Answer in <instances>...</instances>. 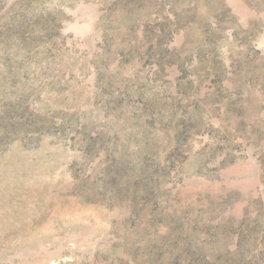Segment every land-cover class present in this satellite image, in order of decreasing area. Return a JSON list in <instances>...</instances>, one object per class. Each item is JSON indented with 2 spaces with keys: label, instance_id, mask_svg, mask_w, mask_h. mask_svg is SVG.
Segmentation results:
<instances>
[{
  "label": "rangeland",
  "instance_id": "rangeland-1",
  "mask_svg": "<svg viewBox=\"0 0 264 264\" xmlns=\"http://www.w3.org/2000/svg\"><path fill=\"white\" fill-rule=\"evenodd\" d=\"M0 264H264V0H0Z\"/></svg>",
  "mask_w": 264,
  "mask_h": 264
}]
</instances>
